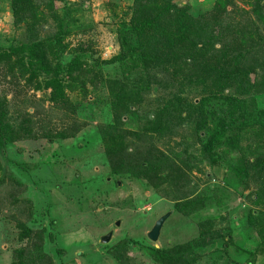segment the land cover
<instances>
[{"label": "trees", "instance_id": "1", "mask_svg": "<svg viewBox=\"0 0 264 264\" xmlns=\"http://www.w3.org/2000/svg\"><path fill=\"white\" fill-rule=\"evenodd\" d=\"M86 1L10 0L24 41L0 46V73L15 84L14 99L24 83L43 92L42 102L57 109L74 110L75 95L80 102L94 99L96 106L108 107L112 124L102 125L90 140L85 139L90 148L101 149L105 159L101 164L110 170L107 178L116 188L120 180L145 182L174 200L182 217L200 215L219 193L208 189L197 193L193 171L203 174L202 162L226 165L224 174L231 173L235 193L247 204L240 231L253 242L250 248L234 245L238 231L231 225L218 228L209 218L197 223V236L185 243L146 247L150 264H200L211 246L217 256L213 264H238L231 252L244 257L243 264H264V110L255 111L254 100L248 107L245 99L264 96V0H248L251 12L237 10L231 0H216L210 11L196 16L182 4L188 0H133L128 20L119 23L116 32L118 54L104 61L93 59L92 41L84 40L93 26L76 18ZM44 32L51 36L45 38ZM72 39H77L74 46ZM27 104L37 116L27 113ZM43 113L34 101L16 105L0 86V169L4 162L7 167L16 162L35 180L34 171L44 175L50 171L57 150L53 160L42 156L33 164L17 161L14 147L30 141L57 146L75 139L78 130L73 126L63 130L64 119L56 131L44 126ZM32 117L40 118L34 122ZM125 118L133 122L130 129H123ZM171 141L175 146L169 155L155 146ZM86 167L87 184L105 173ZM3 175L2 181L8 179L17 188L7 196L11 202L5 220L14 223L17 233L11 264H62L59 259L66 252L53 248L56 219L52 231L37 226L44 219L35 213L31 199L21 197L30 185L12 173ZM43 215L52 218L50 209ZM136 248L137 242L124 239L107 254L116 264H139L132 254L138 255Z\"/></svg>", "mask_w": 264, "mask_h": 264}, {"label": "rangeland", "instance_id": "2", "mask_svg": "<svg viewBox=\"0 0 264 264\" xmlns=\"http://www.w3.org/2000/svg\"><path fill=\"white\" fill-rule=\"evenodd\" d=\"M132 1L88 0L82 5V10L79 11L76 18L80 17L82 24L93 26L88 36L84 37L85 41H92L89 46L93 51V59L104 61L118 54L116 32L120 28L119 23L128 20ZM215 1L188 0L182 4H187L191 13L196 16L200 12L210 11ZM231 1L237 10L248 12L252 10V3L248 0ZM10 4V0H0V46L4 48L18 45L24 41L22 37L24 31L16 26ZM60 7L61 5L57 3L56 8ZM71 14L73 15V13ZM44 33L45 38L51 36L49 33ZM40 38L43 39L42 36ZM76 43L77 39L71 40L73 46ZM1 76L0 73V86L4 89L7 99L14 100L18 106L20 102L29 103L31 101L33 103L34 101V103L40 104L44 111V126H50L56 131L59 122L64 119L63 130H68L73 126L78 130V133H76L75 139L70 138V140L57 146L43 141H30L14 147L13 151L19 155L17 161L28 160L33 164L42 160V156L45 157L44 160L49 156L53 160L52 153H56L57 150L58 154L50 163V171L46 172L45 175L39 169L34 171L35 180L28 177L33 173H24L17 167L16 162L14 163L15 166L10 164L8 167L6 166L8 164L2 163L3 167L0 169V264H11L13 250L18 247L17 243L13 241L17 234L15 225L5 221L9 213L8 205L11 202V198H7V196L13 191L12 189L15 188L16 190L17 188L8 179L1 180L4 173H12L20 182L25 179L30 185L27 192L21 197L31 199L34 202L35 213L44 219L43 221L38 220L37 226L50 228L52 231V220L56 219V225L54 224L56 245L53 248L59 247L66 252L64 257L59 259L62 264H116L107 254V250L124 239H132L137 242V248H140V250L136 248L138 255L135 251L132 254L140 259L139 264H150L149 258L145 255L146 247L152 246L161 249L171 244L185 243L197 236V223L209 218L215 220L218 228L231 225L232 229L238 231L234 234L237 238L234 245L243 244L250 248L253 244L251 241L247 242L248 239L243 233L245 231H240L244 227L242 209H245L247 204L235 193L233 187L236 184L232 181L234 177L231 176V173L224 174L228 172L226 165L218 166L202 162L203 174L200 175L195 170L193 171L192 181L198 186L196 188L197 193H204L205 189H208L219 191L222 196L219 193L218 196H214V201H211L208 209L202 211L200 215L193 214L189 217H182L176 212L174 200L171 201L167 195L159 194L148 188L145 182L132 183L128 180H120L118 188H116V185L107 178V172L110 170L101 164V162H105L101 149L90 148L91 143H87L85 139L90 140L94 136V132L102 125L112 124L111 118L107 117V111H110L108 107L96 106L94 99L88 103L86 101L80 102L78 96L75 95L72 99V101L77 99L74 102V110L57 109V105L51 102H42V98L45 97L43 92L30 89L24 83L21 84V94H18L17 98L14 99L16 95H14L12 86L15 84L5 81ZM49 92L50 90H47L46 93ZM245 99H247L248 107L251 105L249 101L254 100L255 109H257L255 111L264 110V96ZM31 105H26L27 113L31 115L35 113L37 116L33 107L30 110L29 106ZM104 116L107 119H103ZM39 118L32 117V120L36 122L39 121ZM125 121L128 124L126 123L123 129H130L133 122L129 119L126 120V118ZM34 125L36 126V124ZM172 139L175 140V138ZM77 145L78 150L74 148ZM88 146L89 150H87ZM155 146L165 155H169V149L175 145L174 141H171L170 143H155ZM195 147L199 148L200 145L196 144ZM137 150H139L138 147ZM97 151H101V153L98 155ZM38 152L42 153L37 158ZM72 162L76 166H72ZM78 163L79 165H77ZM87 165L94 167L95 173L99 171L101 173L102 170L105 173L93 178L96 180L95 183L87 184L86 177L89 176L85 173V171L88 172ZM225 179L227 180L225 181ZM47 209H50L52 218L43 215ZM165 215H169V217L162 226L158 241H150L148 234L156 222ZM109 233H112L109 242L107 244L101 243V239ZM213 248L214 246H211L205 250L208 254L202 256L200 264L216 262L217 256L212 254ZM133 255L128 253L132 259ZM236 256L231 252L232 260L237 261L238 264H243L244 257ZM54 260L57 263L56 256ZM259 264L263 263L259 262Z\"/></svg>", "mask_w": 264, "mask_h": 264}, {"label": "water", "instance_id": "3", "mask_svg": "<svg viewBox=\"0 0 264 264\" xmlns=\"http://www.w3.org/2000/svg\"><path fill=\"white\" fill-rule=\"evenodd\" d=\"M169 215H165L164 217H162L161 219H159L156 222V224L154 225V227L151 229L150 233L148 234V238L150 239V241H152V242L158 241L162 226L165 223L166 219L169 217ZM111 236H112V233H109L108 235L104 236L101 239V243L107 244L109 242Z\"/></svg>", "mask_w": 264, "mask_h": 264}]
</instances>
